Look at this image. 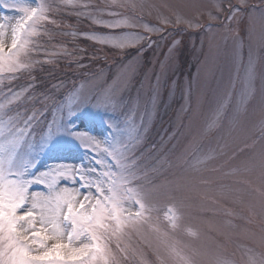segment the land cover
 Here are the masks:
<instances>
[{
  "label": "rangeland",
  "instance_id": "obj_1",
  "mask_svg": "<svg viewBox=\"0 0 264 264\" xmlns=\"http://www.w3.org/2000/svg\"><path fill=\"white\" fill-rule=\"evenodd\" d=\"M31 3L0 0V97L25 90L0 122L35 114L16 153L29 178L61 166L96 168L80 136L105 143L109 132L111 144L129 145L119 186L132 215L110 233L116 264H264V0H47L54 39L44 44L63 43L73 55L31 67L33 58L21 52L23 63L9 68L3 57L19 9ZM221 3L239 14L225 8L210 17ZM85 5L132 22L98 26ZM175 13L183 23L159 18ZM142 25L157 30L145 33ZM133 38L142 39L127 41ZM120 40L125 47L115 45ZM37 59L48 57L42 51ZM65 185L79 182L58 187ZM32 191L46 194L47 185L34 183ZM133 201L147 210L143 216H135Z\"/></svg>",
  "mask_w": 264,
  "mask_h": 264
},
{
  "label": "snow or ice",
  "instance_id": "obj_2",
  "mask_svg": "<svg viewBox=\"0 0 264 264\" xmlns=\"http://www.w3.org/2000/svg\"><path fill=\"white\" fill-rule=\"evenodd\" d=\"M52 7L47 0H38L36 7L19 9L22 15L16 18L11 45L3 57L7 67H19L18 61L23 63L21 52L33 58L29 61L31 67L53 63L61 53L69 57L73 55L63 43L55 48L44 44L45 40L51 42L54 39L47 26L54 24V19L50 20ZM84 8V15L101 27L117 29L132 22L131 18H119L122 13L103 12L91 5ZM90 8L93 10L88 11ZM225 8L232 9V5L221 3L219 11L210 10L209 16L218 19ZM232 11L239 14V8ZM105 15L117 18L104 19ZM159 18L164 24L183 23L185 20L178 13H175V19L169 16ZM230 18L235 19L234 16ZM28 19L38 23L29 26L24 23ZM29 27L30 39H24L25 30ZM142 27L145 33L157 30L149 25ZM80 35L103 44H112L113 41L87 32ZM141 39L127 41L139 44ZM124 41H115V45L123 48ZM42 51L48 57L43 61L37 59ZM23 70L29 71L28 68ZM23 98L25 90L6 91L0 97V112ZM35 119V114L26 117L16 115L0 122V264H116L110 247V233L123 227L126 212L132 215L130 209L123 207L128 201L122 198L119 186L126 170L119 161L129 145H106L82 134V143L96 157V168L61 166L29 178L28 164H18L16 153L22 140L30 134ZM65 179L73 185L79 182V187H58L59 182ZM34 183H45L47 193L32 191ZM124 194L131 195L127 190ZM133 204L138 209L135 212L137 218L147 211L140 203L133 201Z\"/></svg>",
  "mask_w": 264,
  "mask_h": 264
}]
</instances>
